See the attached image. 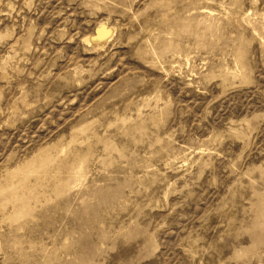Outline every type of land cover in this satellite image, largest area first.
<instances>
[{"label":"rangeland","instance_id":"374dc122","mask_svg":"<svg viewBox=\"0 0 264 264\" xmlns=\"http://www.w3.org/2000/svg\"><path fill=\"white\" fill-rule=\"evenodd\" d=\"M0 264H264V0H0Z\"/></svg>","mask_w":264,"mask_h":264},{"label":"bare ground","instance_id":"6f19581e","mask_svg":"<svg viewBox=\"0 0 264 264\" xmlns=\"http://www.w3.org/2000/svg\"><path fill=\"white\" fill-rule=\"evenodd\" d=\"M99 29H101V31H100L101 34H99V36H100V35H101V36L104 35V36L106 37V36H109V35H110V33H106L104 27H101V28H99ZM99 29H98V30H99ZM110 36H111V35H110ZM101 39H102V38L99 39V37H98V40L101 41ZM103 39H104V38H103ZM103 39H102V40H103ZM98 40H96V41H98Z\"/></svg>","mask_w":264,"mask_h":264}]
</instances>
